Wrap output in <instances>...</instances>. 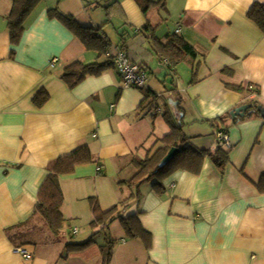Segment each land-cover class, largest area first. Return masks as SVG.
Returning a JSON list of instances; mask_svg holds the SVG:
<instances>
[{"label": "crops", "instance_id": "obj_1", "mask_svg": "<svg viewBox=\"0 0 264 264\" xmlns=\"http://www.w3.org/2000/svg\"><path fill=\"white\" fill-rule=\"evenodd\" d=\"M12 1L0 0V264H264V193L257 187L264 176V120L259 116L230 127L224 169L207 157L199 174L180 169L161 192L151 183L142 187L125 216H139L151 234L150 247L128 237L115 221L85 249L66 252L67 243L85 242L94 233L89 199L96 197L103 210L127 199L131 190L120 182L137 173L134 155L143 158L170 132L164 116L156 130L148 118L154 109L164 115L168 103L190 141L213 149L219 130L214 119L254 99L264 106V31L248 17L252 4L264 0H165L166 10L150 8L163 21L172 17L173 30L163 35L157 34L161 23L148 18L150 10L144 13L135 0H118L113 7L126 24L142 29L150 22L163 40L179 29L198 52L173 69L147 51L149 41L133 45L132 55L147 67L145 89L158 96L147 109L141 107L144 91L125 87L115 66L75 87L63 78L70 63L95 62L98 53L49 10L73 15L83 26H100L88 12L94 4L86 6L96 0H42L16 45L8 29ZM183 69L190 78L180 87ZM227 84L258 91L238 92ZM40 90L49 94L41 106L34 101ZM185 118L193 124L188 131ZM85 145L94 161L60 177L66 221L56 235L36 212L39 189L60 156ZM109 240L113 254L107 260L102 247ZM19 248L33 257L26 259Z\"/></svg>", "mask_w": 264, "mask_h": 264}, {"label": "trees", "instance_id": "obj_2", "mask_svg": "<svg viewBox=\"0 0 264 264\" xmlns=\"http://www.w3.org/2000/svg\"><path fill=\"white\" fill-rule=\"evenodd\" d=\"M41 1L42 0L12 1V7L8 15V29L10 40L13 45L19 43L27 19ZM135 1L144 13H147L150 8L154 6L166 10L165 0ZM104 3L102 0H96L92 3L87 1L86 6L89 7L92 4H94V7L104 5L106 9H110L118 3V0H106ZM49 15L59 18L80 38L88 50H93L98 53V60L95 62L85 63L78 60L70 63L65 68L63 78L71 87L77 86L88 76L100 75L106 69L114 68V61L111 56H108V53L113 52V41L107 33L100 32L102 31V25L83 26L73 15L64 14L57 8L50 9ZM248 17L254 20L264 31V3L254 2L249 8ZM155 30L156 27L148 22L139 33H135L132 37L125 34V31L121 34L120 48L126 52L132 62L139 63L145 70L147 68L144 63L136 61V57L132 55L135 51L133 45L140 43L139 39L143 41V38L149 41L150 44V48H147V51H153L162 59H166L173 69L188 59H195L198 57V52L195 47L179 33L180 31L168 34L166 40H163L156 35ZM132 39L133 41H131ZM14 54L15 51L13 50L12 56ZM225 70L231 73V69L225 68L224 71ZM226 86L238 92L251 90L257 93L258 91L252 90L250 88L251 86L248 88H243L236 84H227ZM140 89L143 90L145 94L141 107L144 109L149 107L152 108L153 100H156L158 96H155L149 89ZM48 98V92L46 90H40L34 97V101L41 106ZM259 106H263L262 102L259 99H254L250 102V106L246 110L245 115L232 117L229 112L224 116L214 119L212 123L218 126L219 129L217 137L220 132L229 135L230 127L242 119L259 116L264 120ZM169 107L170 105L168 103L165 104V113L163 116L171 127L170 132L160 138L157 142L159 145L157 147L156 145L153 146L143 158L139 157L137 154L134 155L132 163L136 166L138 170L137 173L131 179L120 182L121 185H126L130 188L131 195L108 210H103L96 197H91L89 200L92 205L94 217L90 226L94 230V233L85 242L67 243V253L85 249L95 241L98 233L109 228L110 225L117 220L122 224L128 237L139 238L143 240L147 247H150L151 234L143 228L139 216L137 214L125 216V211L130 206L131 201L139 199L142 196V187L146 183H151L154 190L161 192L165 188L164 181L180 169L199 174L207 157L211 158L218 168H225L230 160L231 147H227L224 140L218 138V145L215 148L199 149L190 141V136L186 135L184 132L183 124L178 121L175 113L172 112ZM172 147L178 148L177 153L165 165H161L162 159ZM93 161L94 156L92 151L86 145L81 146L70 154L60 156L40 187L36 212L42 217L54 234L58 235L60 233L66 221L62 213L64 193L60 182L61 175L73 172L78 164ZM257 187L261 193H264V176L257 184ZM113 241L114 240H109V242L102 247L104 257L107 260L112 258Z\"/></svg>", "mask_w": 264, "mask_h": 264}, {"label": "rangeland", "instance_id": "obj_3", "mask_svg": "<svg viewBox=\"0 0 264 264\" xmlns=\"http://www.w3.org/2000/svg\"><path fill=\"white\" fill-rule=\"evenodd\" d=\"M90 1H94V0H90ZM88 12L90 15H92L96 24L102 25L103 32L104 31L107 32V34L110 36V38L112 39L114 44L121 42V38H122L121 34L124 31L126 34H128L130 32L131 33V35H129L130 37L134 36L135 32H137V33L140 32L139 31L140 28H136V26H132L129 23L126 24V22L124 21L125 19L123 18L122 12L120 11L119 7H112L110 9H106V7L104 5H99L97 7L91 6L88 8ZM148 18L151 19L152 23L156 26L161 23L158 26V31H157L158 35H163L166 33V31L171 30V29L173 30L172 17L169 16L167 19H165L163 21L158 16L157 9H155V8L150 10V12L148 14ZM143 40H146V39L143 38ZM131 41H133V39ZM139 42H141V39H139ZM114 44H113V48L115 47ZM149 59L150 58H148V60ZM151 59L154 60L153 62H156L159 64V60L157 57H153ZM159 66L160 65H158V67ZM148 71H149L148 75L150 78L151 73H150V70H148ZM180 71H181V69H180ZM165 74H166V72H164V74H162V77H163L162 80L166 76ZM181 75H182L183 80L181 79V77L178 80V82H180V87H182V85H183L182 81L185 83H187L189 81L187 79L190 78V76H188V75H190V73H188V71L186 69H183L181 72ZM171 80H172L171 78L168 79V81H171ZM154 114H156V115H154ZM148 116H149L148 118L152 120V123L157 125L156 130H158L161 126H163V121L161 119L163 117V114L161 112H156V110L154 109V111L152 113H150ZM153 117H155L156 119H153ZM188 119L189 118H185L183 120V122H185V130L186 131L191 129L193 126L192 123H191V125H188V123H189ZM83 221H84V219H83ZM116 224H117V226H122L120 221H116ZM112 228H114V227L112 226ZM107 234H109V232H107ZM60 237L61 238L65 237L64 231H62ZM100 238H102V235L100 236Z\"/></svg>", "mask_w": 264, "mask_h": 264}, {"label": "built area", "instance_id": "obj_4", "mask_svg": "<svg viewBox=\"0 0 264 264\" xmlns=\"http://www.w3.org/2000/svg\"><path fill=\"white\" fill-rule=\"evenodd\" d=\"M180 31L179 29L177 30ZM112 57L114 65L123 77L125 87L145 88L147 84V71L142 68L139 63L132 62L127 56L126 52L118 47L112 53H108ZM56 61V59H54ZM253 89V87H250ZM218 138L224 140L227 147H231L228 135L219 133ZM26 259H31L32 253L24 248H19Z\"/></svg>", "mask_w": 264, "mask_h": 264}, {"label": "water", "instance_id": "obj_5", "mask_svg": "<svg viewBox=\"0 0 264 264\" xmlns=\"http://www.w3.org/2000/svg\"><path fill=\"white\" fill-rule=\"evenodd\" d=\"M249 106L250 104H244L242 106L235 108L234 110L231 111L232 117H238V116L245 115L246 110L248 109ZM259 110L261 114L264 116V106H259ZM177 151H178L177 147H172L162 159L161 165H165L168 161H170L174 157V155L177 153Z\"/></svg>", "mask_w": 264, "mask_h": 264}]
</instances>
